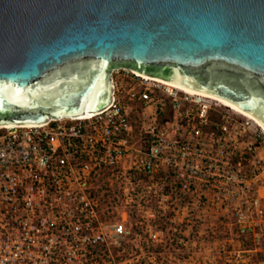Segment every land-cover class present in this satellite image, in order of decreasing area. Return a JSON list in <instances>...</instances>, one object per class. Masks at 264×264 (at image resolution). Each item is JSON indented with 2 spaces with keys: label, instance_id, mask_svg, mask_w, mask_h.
I'll use <instances>...</instances> for the list:
<instances>
[{
  "label": "built area",
  "instance_id": "2783aa9c",
  "mask_svg": "<svg viewBox=\"0 0 264 264\" xmlns=\"http://www.w3.org/2000/svg\"><path fill=\"white\" fill-rule=\"evenodd\" d=\"M111 79L100 113L0 129V264H217L196 223L227 217L238 259L264 253L262 129L207 94Z\"/></svg>",
  "mask_w": 264,
  "mask_h": 264
},
{
  "label": "water",
  "instance_id": "95a60500",
  "mask_svg": "<svg viewBox=\"0 0 264 264\" xmlns=\"http://www.w3.org/2000/svg\"><path fill=\"white\" fill-rule=\"evenodd\" d=\"M119 70L264 126V0H0V127L100 113Z\"/></svg>",
  "mask_w": 264,
  "mask_h": 264
},
{
  "label": "rangeland",
  "instance_id": "374dc122",
  "mask_svg": "<svg viewBox=\"0 0 264 264\" xmlns=\"http://www.w3.org/2000/svg\"><path fill=\"white\" fill-rule=\"evenodd\" d=\"M232 222V219L227 217L218 220L210 219L199 221L196 223L197 230L205 231L209 235L207 239L212 243L213 251L211 255L213 262L217 261V264H264V253L245 252L241 254V260L236 257L234 252L238 250V244ZM221 245H225L226 247L227 251L225 254L223 252L219 253ZM252 248L253 246L251 243L245 242L241 250Z\"/></svg>",
  "mask_w": 264,
  "mask_h": 264
},
{
  "label": "bare ground",
  "instance_id": "6f19581e",
  "mask_svg": "<svg viewBox=\"0 0 264 264\" xmlns=\"http://www.w3.org/2000/svg\"><path fill=\"white\" fill-rule=\"evenodd\" d=\"M164 83H165V82H164ZM172 86H173V85H172ZM174 87H176V86H174ZM176 88H179V87H176ZM179 89H181V90H183V91L185 90V89H182V88H179ZM185 91H187V92H191V93H195V92H192V91H189V90H185ZM215 98H216V97H215ZM216 99L219 100V102L221 103V105H224L225 107H228L229 109H231L233 112L238 113L239 115H241V116H243V117H246V118L252 120V121L254 122V124H256L258 127H260V128L262 129V131L264 132V126H263L262 123H260L257 119H255L254 117H252V116H250V115L244 113L243 111H241V110L235 108L234 106H232V105H230V104L224 102L223 100H220V99H218V98H216ZM0 129H2V127H0Z\"/></svg>",
  "mask_w": 264,
  "mask_h": 264
}]
</instances>
